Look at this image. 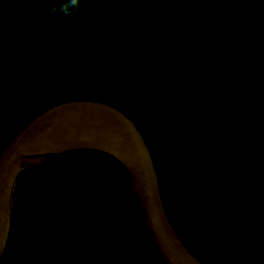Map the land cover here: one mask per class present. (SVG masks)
Returning a JSON list of instances; mask_svg holds the SVG:
<instances>
[{
    "label": "flooded vegetation",
    "instance_id": "flooded-vegetation-1",
    "mask_svg": "<svg viewBox=\"0 0 264 264\" xmlns=\"http://www.w3.org/2000/svg\"><path fill=\"white\" fill-rule=\"evenodd\" d=\"M0 91V150L50 103L116 106L191 252L264 264V0H0ZM112 158L70 149L16 173L0 264H150L148 247L166 264Z\"/></svg>",
    "mask_w": 264,
    "mask_h": 264
},
{
    "label": "water",
    "instance_id": "water-1",
    "mask_svg": "<svg viewBox=\"0 0 264 264\" xmlns=\"http://www.w3.org/2000/svg\"><path fill=\"white\" fill-rule=\"evenodd\" d=\"M80 148L108 153L127 168L146 226L166 264H204L169 219L150 152L134 121L116 106L96 98L59 100L38 109L0 150V260L14 175L50 156Z\"/></svg>",
    "mask_w": 264,
    "mask_h": 264
},
{
    "label": "trees",
    "instance_id": "trees-1",
    "mask_svg": "<svg viewBox=\"0 0 264 264\" xmlns=\"http://www.w3.org/2000/svg\"><path fill=\"white\" fill-rule=\"evenodd\" d=\"M0 146H1V144H0ZM93 153H94V160H93V164H99L100 162V160L102 159V153H100V152H95V151H93ZM104 157V156H103ZM112 160H114V161H116L115 159H113L112 158ZM116 162H118V161H116ZM101 166V163L99 164V166L98 167H100ZM101 168V167H100ZM122 168H123V170L126 172V170L124 169V167L122 166ZM127 174V173H126ZM138 211L141 213V211H140V208H139V206H138ZM147 231H148V229H147ZM148 233H149V240L151 241V243L153 244V246H154V248H155V250L158 252V250L156 249V247H155V245H154V241L152 240V237H151V234H150V232L148 231Z\"/></svg>",
    "mask_w": 264,
    "mask_h": 264
},
{
    "label": "rangeland",
    "instance_id": "rangeland-1",
    "mask_svg": "<svg viewBox=\"0 0 264 264\" xmlns=\"http://www.w3.org/2000/svg\"><path fill=\"white\" fill-rule=\"evenodd\" d=\"M146 257L149 259L150 264H164L155 252H152L151 248L148 247Z\"/></svg>",
    "mask_w": 264,
    "mask_h": 264
},
{
    "label": "clouds",
    "instance_id": "clouds-1",
    "mask_svg": "<svg viewBox=\"0 0 264 264\" xmlns=\"http://www.w3.org/2000/svg\"><path fill=\"white\" fill-rule=\"evenodd\" d=\"M73 2H74V3H76V2H77V0H73Z\"/></svg>",
    "mask_w": 264,
    "mask_h": 264
}]
</instances>
